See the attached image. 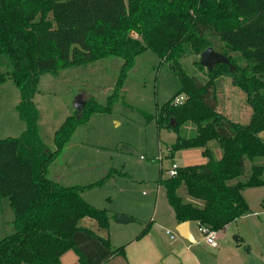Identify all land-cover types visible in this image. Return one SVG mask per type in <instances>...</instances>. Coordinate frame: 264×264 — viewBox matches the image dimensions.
<instances>
[{"label":"trees","instance_id":"16d2710c","mask_svg":"<svg viewBox=\"0 0 264 264\" xmlns=\"http://www.w3.org/2000/svg\"><path fill=\"white\" fill-rule=\"evenodd\" d=\"M212 36L220 39L221 48L214 47ZM209 46L238 70L218 64L208 71L199 62L205 77L189 74L182 59ZM148 48L180 80L178 91L149 118L177 132L172 154L200 147L208 157L163 181L177 220L219 231L249 213L243 190L264 185V164L257 161L264 159V0H0V80L15 81L20 91L16 109L27 125L19 137L0 138V198L11 200L16 215V231L0 241V264H63L71 250L79 264H113L114 257L124 255L125 247H113L108 236L115 213L83 196L116 169L86 185L65 184L50 169L91 114L113 110L130 70ZM107 57L123 60L111 93L105 102L87 98L80 116L73 110L56 129L51 148L35 102L42 74ZM222 75L231 76L245 93L249 122L234 121L219 110ZM180 95L184 102L175 105ZM212 141L222 150L220 158L209 146ZM247 161L253 164L251 173ZM86 217L106 235L80 225Z\"/></svg>","mask_w":264,"mask_h":264},{"label":"rangeland","instance_id":"374dc122","mask_svg":"<svg viewBox=\"0 0 264 264\" xmlns=\"http://www.w3.org/2000/svg\"><path fill=\"white\" fill-rule=\"evenodd\" d=\"M212 38L214 47L223 46L218 37ZM199 62L200 55L182 59V65L189 74L205 77ZM122 64L120 57H107L87 65L62 69L56 74H42L35 102L41 114L42 136L51 148H54L56 129L76 109L74 104L77 97L80 96L82 101L95 97L105 102ZM231 80V76L222 75L217 83L220 111L231 109L236 100H239V104L245 100L241 98L245 93L239 87L236 89L238 92L232 91ZM179 87L180 80L170 64L153 49L145 50L130 70L113 110L110 113H93L77 128L70 142L52 163L50 175L65 184L86 185L103 178L109 170L116 169L102 184L86 189V198L91 199L97 207L109 209L112 214V209L118 207L139 209L136 215L140 218L125 223L127 226L144 227L153 216L158 222L166 220L169 211L163 185V181L169 178L166 169L174 160L178 164L183 160L170 155L177 132L159 128L157 120L149 117L156 115ZM19 101L20 91L15 81L11 77L0 80V138L19 137L26 130V122L16 109ZM187 132L184 127L182 134L186 135ZM160 157L163 158L160 160ZM180 193L188 198L184 190L180 189ZM151 198L153 202L144 206L145 201H151ZM155 199L159 202L158 214H154ZM15 218L11 200L1 197L0 241L16 231ZM91 221L96 223V230L106 235L92 218H83L80 225L85 226ZM163 225L157 234L159 238H163V235L169 237L166 233L169 226ZM174 232L177 239L179 234ZM116 243L113 241L112 245Z\"/></svg>","mask_w":264,"mask_h":264},{"label":"crops","instance_id":"0c3cea01","mask_svg":"<svg viewBox=\"0 0 264 264\" xmlns=\"http://www.w3.org/2000/svg\"><path fill=\"white\" fill-rule=\"evenodd\" d=\"M233 92H238L237 86L230 81ZM244 101L239 104V100L232 103L231 109L226 112L229 117L237 122L247 123L251 118V109L246 103V96L241 97ZM220 106V105H219ZM220 110V108H219ZM245 111V112H244ZM234 113L237 115L235 116ZM264 138V131L260 133ZM177 138V136H176ZM176 141V140H175ZM214 151L215 157L220 158L222 150L218 142L212 141L209 144ZM170 155L174 158H182V163L179 165L188 166L195 164H203L207 162L208 157L204 154V149L200 147H193L182 149ZM169 155V156H170ZM175 161V160H174ZM258 162L264 164V159H257ZM252 162L247 161V172L252 171ZM166 190L165 184H163ZM85 193V192H84ZM84 198L92 204L91 199ZM244 197L249 205V213L237 218L235 221L229 223L223 229L219 230V246L214 247L208 244L205 236L199 229L197 221L189 220L190 239H186L180 235L177 228L180 223L177 220L174 207L169 201V211L166 220L156 221L154 216L151 221L140 226H127L128 223L134 219H138L139 209L129 206L113 208L115 215L110 222L108 236L111 244L117 242L113 247H125L124 255H119L111 260L113 264H264V185L246 187L243 190ZM151 201H145L144 206ZM154 214H158L159 202L154 200ZM95 206V205H94ZM136 212L134 213L133 212ZM121 213L128 216L130 220L125 222H117L116 214ZM157 218V217H156ZM163 224L169 226V230H174L179 234V237L174 240L171 239L170 234L163 238L157 237V234L163 228ZM93 230H96V223L92 221L85 225ZM159 227V228H158ZM147 228V229H146ZM146 229V230H145ZM119 240V241H118ZM63 264H79L78 255L73 251H68L62 257Z\"/></svg>","mask_w":264,"mask_h":264},{"label":"water","instance_id":"95a60500","mask_svg":"<svg viewBox=\"0 0 264 264\" xmlns=\"http://www.w3.org/2000/svg\"><path fill=\"white\" fill-rule=\"evenodd\" d=\"M200 63L202 66L207 68L208 71H212L214 67L218 64H226L230 67L231 72H235L238 70V66L233 64L231 59L225 55L222 52L217 51L214 47L209 46L205 50H203L200 54ZM81 97H77V100L75 101L74 106L79 110L81 115V110L84 107L86 101H82L80 99ZM127 220H130L128 216H125L124 214L118 213L116 214V221L117 222H125ZM180 235L186 239L191 238V234L189 232V221H184L179 224L177 228Z\"/></svg>","mask_w":264,"mask_h":264},{"label":"built area","instance_id":"2783aa9c","mask_svg":"<svg viewBox=\"0 0 264 264\" xmlns=\"http://www.w3.org/2000/svg\"><path fill=\"white\" fill-rule=\"evenodd\" d=\"M183 102H184V95H180L176 97L174 100L175 105L182 104ZM162 158L163 157H160L159 159L161 160ZM180 167L181 166L176 161H173L172 165L168 169H166L168 176L169 177L177 176ZM199 229L205 236V240L208 244L214 247L219 246V231L218 230L212 229L205 224H200ZM167 233L170 234L171 239H176L177 234L174 231L168 229Z\"/></svg>","mask_w":264,"mask_h":264}]
</instances>
